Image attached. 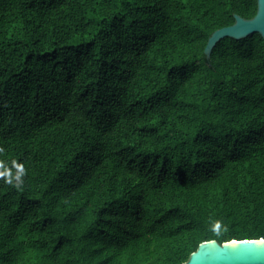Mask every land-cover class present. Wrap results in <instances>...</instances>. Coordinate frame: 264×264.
<instances>
[{
	"label": "trees",
	"instance_id": "1",
	"mask_svg": "<svg viewBox=\"0 0 264 264\" xmlns=\"http://www.w3.org/2000/svg\"><path fill=\"white\" fill-rule=\"evenodd\" d=\"M256 9L0 0V264H183L264 239V40L204 55Z\"/></svg>",
	"mask_w": 264,
	"mask_h": 264
},
{
	"label": "water",
	"instance_id": "2",
	"mask_svg": "<svg viewBox=\"0 0 264 264\" xmlns=\"http://www.w3.org/2000/svg\"><path fill=\"white\" fill-rule=\"evenodd\" d=\"M252 34H259L264 40V0H257L253 18L247 20L234 15L231 26L214 31L207 40L204 55L209 58L213 48L223 39L241 40ZM183 264H264V239L203 242Z\"/></svg>",
	"mask_w": 264,
	"mask_h": 264
},
{
	"label": "clouds",
	"instance_id": "3",
	"mask_svg": "<svg viewBox=\"0 0 264 264\" xmlns=\"http://www.w3.org/2000/svg\"><path fill=\"white\" fill-rule=\"evenodd\" d=\"M9 182H11V181H9ZM217 223H219V222H217Z\"/></svg>",
	"mask_w": 264,
	"mask_h": 264
}]
</instances>
